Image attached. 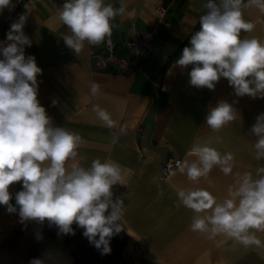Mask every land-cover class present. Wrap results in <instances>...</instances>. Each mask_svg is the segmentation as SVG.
Listing matches in <instances>:
<instances>
[{
  "label": "crops",
  "instance_id": "obj_1",
  "mask_svg": "<svg viewBox=\"0 0 264 264\" xmlns=\"http://www.w3.org/2000/svg\"><path fill=\"white\" fill-rule=\"evenodd\" d=\"M65 0H12L15 7L0 14V43L6 42L10 25L26 15L24 33L32 40L25 55L35 57L42 69L38 80V100L52 118L54 126L78 132L83 143L77 161L88 167L95 158L111 159L122 167L125 185L113 187L114 197L125 203L124 230L140 246L141 264H264V248H244L227 237L214 240L190 230L193 213L177 207L176 192L182 187H202L218 198L227 196L231 177L214 169L208 178L193 184L174 171L161 176L159 163L173 153L193 159L189 149L194 143L211 142L221 152H232L236 171H253L255 137L249 132L258 114L264 112V99L247 95L237 97L227 79L221 78L214 90L189 84L191 66L181 69L176 61L184 43L204 14V0H106L115 7L123 4L126 12L117 16L112 36L113 52L126 57L123 43L155 24L157 9L164 8L168 24L161 25L151 48L144 54L141 71L121 73L94 64V56L106 51L105 43L85 45L77 55L62 37L69 30L57 16ZM245 19L255 29L242 36L264 39V13L256 8L245 11ZM201 27V26H200ZM101 85V93L91 95L89 84ZM57 104L53 106L52 101ZM220 100L238 111L235 121L218 132L206 125L210 107ZM235 101V103H233ZM100 105L117 121L114 128L103 126L92 111ZM126 126L121 134L119 128ZM113 133L119 141L112 144ZM10 186L9 191L16 185ZM163 191V196L158 191ZM264 241V233H258ZM46 264H74L69 247L61 240L49 244L36 257ZM29 264V263H28Z\"/></svg>",
  "mask_w": 264,
  "mask_h": 264
},
{
  "label": "clouds",
  "instance_id": "obj_2",
  "mask_svg": "<svg viewBox=\"0 0 264 264\" xmlns=\"http://www.w3.org/2000/svg\"><path fill=\"white\" fill-rule=\"evenodd\" d=\"M14 7L12 0H0V14ZM202 7L200 30L176 61L181 69L191 66L189 84L214 90L225 78L235 96L264 99V39L242 36L255 29L245 19V11L256 8L264 13V0H204ZM125 12L123 4L115 7L106 0H65L57 16L70 34L62 39L79 55L86 44L98 46L109 40L113 21ZM26 21L27 16L20 15L10 25L6 42L0 43V206L9 215H18L22 224L55 226L58 236L75 235V224L102 255L110 254V240L125 227L124 200L113 199V187L125 185L122 167L111 159L95 158L88 167L76 162L82 136L54 126L38 100L37 77L42 69L34 56L25 55V47L32 45L23 31ZM89 89L93 96L101 93L97 82H90ZM92 111L103 126L116 127L106 109L97 104ZM238 114L233 104L220 100L209 108L206 125L218 132ZM119 132L124 134L126 126ZM249 133L255 137L254 158L264 162V112L257 115ZM118 141L113 133L112 144ZM189 155L194 158L175 161V169L193 184L208 178L214 169L232 178L223 199L202 187L177 190L176 206L193 213L190 230L209 240L223 236L244 248H264L258 236L264 233V163L254 172L236 171L234 154L221 152L210 141L194 143ZM18 182L21 190L15 193L13 205L9 188ZM158 195L162 197L163 191ZM35 238L42 240L41 232ZM29 264H46V260L32 258Z\"/></svg>",
  "mask_w": 264,
  "mask_h": 264
},
{
  "label": "trees",
  "instance_id": "obj_3",
  "mask_svg": "<svg viewBox=\"0 0 264 264\" xmlns=\"http://www.w3.org/2000/svg\"><path fill=\"white\" fill-rule=\"evenodd\" d=\"M200 30L194 27L184 43H190L191 36ZM21 190V184L16 185L10 193L11 203L15 205V193ZM75 235H57L55 226L47 223L37 225L29 222L22 224L18 215H9L4 206H0V264H28L36 258L44 248L54 241L61 240L69 247L74 264H141L144 259L139 244L121 231L110 240L111 253L102 255L83 236V229L73 225ZM41 232L43 239L37 240L36 233Z\"/></svg>",
  "mask_w": 264,
  "mask_h": 264
},
{
  "label": "built area",
  "instance_id": "obj_4",
  "mask_svg": "<svg viewBox=\"0 0 264 264\" xmlns=\"http://www.w3.org/2000/svg\"><path fill=\"white\" fill-rule=\"evenodd\" d=\"M157 12L158 18L154 25L148 27L140 35L123 43V46L127 51L126 57L117 56L113 52V42L109 38V40L104 42L106 51L94 56V64L97 67L105 68L108 71H118L121 73L126 72L128 69L133 72L141 71L144 68V54L149 48H151L158 28L161 25L168 24V21L164 18V8L159 7ZM177 160L181 159L171 153L159 163V170L163 178H167L174 173L176 170L175 161ZM170 164L171 167H169Z\"/></svg>",
  "mask_w": 264,
  "mask_h": 264
}]
</instances>
